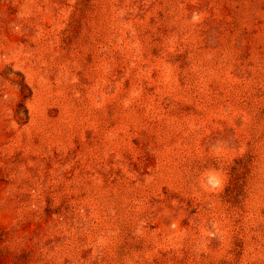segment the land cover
<instances>
[{
  "label": "rangeland",
  "instance_id": "1",
  "mask_svg": "<svg viewBox=\"0 0 264 264\" xmlns=\"http://www.w3.org/2000/svg\"><path fill=\"white\" fill-rule=\"evenodd\" d=\"M0 264H264V0H0Z\"/></svg>",
  "mask_w": 264,
  "mask_h": 264
}]
</instances>
